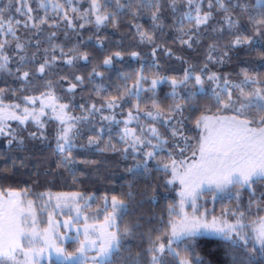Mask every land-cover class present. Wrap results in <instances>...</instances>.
Masks as SVG:
<instances>
[{
    "label": "trees",
    "instance_id": "trees-1",
    "mask_svg": "<svg viewBox=\"0 0 264 264\" xmlns=\"http://www.w3.org/2000/svg\"><path fill=\"white\" fill-rule=\"evenodd\" d=\"M0 12V101L20 114L1 126L0 190L32 183L40 208L75 196L84 218L113 211L120 244L103 264H180L157 257L173 199L158 164L199 145L230 92L256 91L264 110V0H0ZM173 245L195 264H264L218 237Z\"/></svg>",
    "mask_w": 264,
    "mask_h": 264
},
{
    "label": "rangeland",
    "instance_id": "rangeland-1",
    "mask_svg": "<svg viewBox=\"0 0 264 264\" xmlns=\"http://www.w3.org/2000/svg\"><path fill=\"white\" fill-rule=\"evenodd\" d=\"M6 20L0 12L1 28ZM0 50V61L7 63L10 49L5 52L0 45ZM22 58L15 53L12 65L21 64ZM244 93L234 99L230 92L228 111L202 117V140L192 151L158 164L173 192L167 207L168 241L157 246L158 258L170 251L180 264H195L179 244L206 235L239 243L264 260V110L256 91ZM15 106L3 107L0 101V138L9 129L2 131V123L20 116ZM33 186L0 190V264H103L112 257L120 244L113 211L102 218H84L83 203L75 196L63 202L50 197L44 203L52 208L57 202L55 208H40V197L30 194ZM28 200H36V206ZM56 211L67 215L54 216Z\"/></svg>",
    "mask_w": 264,
    "mask_h": 264
}]
</instances>
